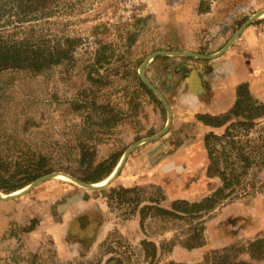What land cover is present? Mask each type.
<instances>
[{
  "label": "rangeland",
  "instance_id": "obj_1",
  "mask_svg": "<svg viewBox=\"0 0 264 264\" xmlns=\"http://www.w3.org/2000/svg\"><path fill=\"white\" fill-rule=\"evenodd\" d=\"M178 2L0 0L4 46L65 54L39 72L0 69V194L60 173L0 200V264H216L224 253L264 264L249 253L264 238V104L247 109L225 137L203 139L207 173L184 164L157 183L124 187L132 160L156 164L195 136L189 128L169 138V127L134 148L105 189L59 179L98 183L130 146L163 130L166 110L139 68L152 53L176 49L169 42ZM89 193L106 211L94 200L78 211ZM210 198L200 211L160 214L174 212L176 201Z\"/></svg>",
  "mask_w": 264,
  "mask_h": 264
},
{
  "label": "crops",
  "instance_id": "obj_2",
  "mask_svg": "<svg viewBox=\"0 0 264 264\" xmlns=\"http://www.w3.org/2000/svg\"><path fill=\"white\" fill-rule=\"evenodd\" d=\"M174 9V40L169 44L176 49L172 51L210 56L220 52L250 17L264 11V0H179ZM145 74L170 107L169 138L189 128L195 136L181 141L176 154L156 164L146 165L142 156L132 160L124 187L157 183L163 174L184 164L207 173L212 160L207 159L203 139L225 137L237 119L246 117L247 109L264 104V14L247 25L222 54L211 59L157 56ZM196 157L200 161L192 165ZM94 195L79 197V212L92 209ZM95 202L103 213L108 204Z\"/></svg>",
  "mask_w": 264,
  "mask_h": 264
},
{
  "label": "trees",
  "instance_id": "obj_3",
  "mask_svg": "<svg viewBox=\"0 0 264 264\" xmlns=\"http://www.w3.org/2000/svg\"><path fill=\"white\" fill-rule=\"evenodd\" d=\"M65 58L62 51L42 54L37 50H26L18 47L7 48L3 45L0 39V69L15 68V69H28L31 72H39L49 67L51 64H57L61 59ZM142 87L146 86L139 80ZM262 107V106H261ZM104 179V178H103ZM226 184V183H225ZM227 185V184H226ZM212 198L205 200L202 203L190 204L186 201H176L172 204V211L162 210V215H174L177 212H193L200 211L205 208ZM144 218V217H142ZM249 253H251L252 260H264V238H259L249 245ZM216 264H250L244 261H237L229 259L227 253L221 257H217Z\"/></svg>",
  "mask_w": 264,
  "mask_h": 264
},
{
  "label": "water",
  "instance_id": "obj_4",
  "mask_svg": "<svg viewBox=\"0 0 264 264\" xmlns=\"http://www.w3.org/2000/svg\"><path fill=\"white\" fill-rule=\"evenodd\" d=\"M262 14H264V11L262 12H258L255 15H253L252 17H250L246 23L244 25H242L239 30L237 31V33L235 34V36L233 38H231V40H229V42L227 43V45L220 51L218 52L216 55H210V56H205V55H200L197 53H193V52H188V51H157L152 53L151 55L148 56V58L142 63V65L139 68V76L142 80V82L157 96V98L160 100V102L163 104L165 110H166V114H167V121L165 124V127L163 128L162 131H160L158 134L153 135L151 137L148 138H144L138 142H136L135 144H133L132 146H130L125 153L123 154V156L121 157L120 161L118 162V164L116 165V167L113 169L115 172L112 176V178L105 184V186H101V187H97L93 184H89V183H85L82 182L78 179H75L69 175H65V174H61L64 175L65 177H67L71 182H73L74 184L88 189V190H102L107 188L114 180L115 178L118 176L120 169L122 168L123 164L125 163L128 155L130 154V152L136 148L137 146L145 143V142H149L152 141L160 136H162L163 134H165V132L169 129L170 125H171V120H172V115H171V110L170 107L165 99V97L162 95V93L146 78L145 74H144V70L147 67V65L149 64V62L151 60H153L155 57L157 56H162V55H170V56H185V57H193V58H200V59H211L213 57H216L220 54H222L223 52H225L227 50V48L231 45V43L234 41V39L241 33V31L247 26L249 25L252 21H254L255 19H257L259 16H261ZM60 173H55V174H49L46 175L44 177H41L39 179H37L36 181H34L33 183H31L30 185H27L25 188V190H23L22 192H20L19 194L10 196V195H5V197H3V195L0 194V200L2 201H8V200H12L15 198H18L20 196H23L25 194H27L31 188H33L35 185H37L40 182H43L44 180H48L50 178H54L55 175H58ZM22 188V189H24Z\"/></svg>",
  "mask_w": 264,
  "mask_h": 264
},
{
  "label": "bare ground",
  "instance_id": "obj_5",
  "mask_svg": "<svg viewBox=\"0 0 264 264\" xmlns=\"http://www.w3.org/2000/svg\"><path fill=\"white\" fill-rule=\"evenodd\" d=\"M114 172H115V171H113V172H112L108 177H106L104 180H102V181H100V182H98V183H94V185L97 186V187L105 186V184H106V183L112 178ZM59 176H61V177H59L60 180H66V178H67V177H65L64 175H59ZM63 176H64V177H63ZM23 190H25V188H24V189H21V190H19V191H17V192L11 193V194H9V195H10V196H13V195L19 194V193L22 192ZM3 197H5V196H3Z\"/></svg>",
  "mask_w": 264,
  "mask_h": 264
}]
</instances>
